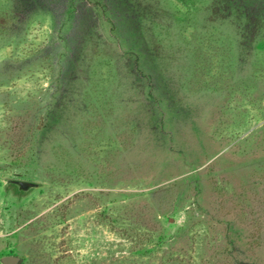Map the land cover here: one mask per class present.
Returning <instances> with one entry per match:
<instances>
[{"label":"rangeland","instance_id":"1","mask_svg":"<svg viewBox=\"0 0 264 264\" xmlns=\"http://www.w3.org/2000/svg\"><path fill=\"white\" fill-rule=\"evenodd\" d=\"M32 4L0 0V264H264V0Z\"/></svg>","mask_w":264,"mask_h":264},{"label":"water","instance_id":"2","mask_svg":"<svg viewBox=\"0 0 264 264\" xmlns=\"http://www.w3.org/2000/svg\"><path fill=\"white\" fill-rule=\"evenodd\" d=\"M8 183L15 184L20 190L27 191L31 188H35L39 186L38 182L30 181V180H22V179H10ZM20 261V257L16 255H7L2 257V262L4 264H18Z\"/></svg>","mask_w":264,"mask_h":264},{"label":"trees","instance_id":"3","mask_svg":"<svg viewBox=\"0 0 264 264\" xmlns=\"http://www.w3.org/2000/svg\"><path fill=\"white\" fill-rule=\"evenodd\" d=\"M34 2V0H25V4L28 5H33L32 3Z\"/></svg>","mask_w":264,"mask_h":264}]
</instances>
